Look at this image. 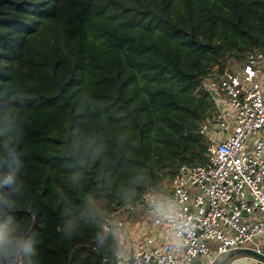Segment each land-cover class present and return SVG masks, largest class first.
Here are the masks:
<instances>
[{"label": "trees", "instance_id": "trees-1", "mask_svg": "<svg viewBox=\"0 0 264 264\" xmlns=\"http://www.w3.org/2000/svg\"><path fill=\"white\" fill-rule=\"evenodd\" d=\"M253 50L264 0H0V264H112L119 216L206 162V73Z\"/></svg>", "mask_w": 264, "mask_h": 264}, {"label": "built area", "instance_id": "built-area-1", "mask_svg": "<svg viewBox=\"0 0 264 264\" xmlns=\"http://www.w3.org/2000/svg\"><path fill=\"white\" fill-rule=\"evenodd\" d=\"M238 58L202 82L217 107L199 128L206 162L179 165L168 194L148 191L149 216L116 220L112 264H212L264 238V51Z\"/></svg>", "mask_w": 264, "mask_h": 264}, {"label": "crops", "instance_id": "crops-1", "mask_svg": "<svg viewBox=\"0 0 264 264\" xmlns=\"http://www.w3.org/2000/svg\"><path fill=\"white\" fill-rule=\"evenodd\" d=\"M263 240H264V238L263 239H254L253 241L243 243V244L239 245L237 248L228 251L227 254L223 256L225 258H223L220 261V264H246V263L242 262L243 259H246V261L249 262L250 264H262L253 256L248 255L247 253L240 251L239 249L241 247H253V248L261 251L260 246L263 244L262 243Z\"/></svg>", "mask_w": 264, "mask_h": 264}, {"label": "rangeland", "instance_id": "rangeland-1", "mask_svg": "<svg viewBox=\"0 0 264 264\" xmlns=\"http://www.w3.org/2000/svg\"><path fill=\"white\" fill-rule=\"evenodd\" d=\"M239 60V58L238 57H235V56H228V57H226V60H225V64H227L228 66H233L235 63H236V61H238ZM215 125L216 124H213V128H212V132H215ZM166 184V183H165ZM166 186H167V184H166ZM155 194H157V195H160V196H162V195H164V194H167L166 192H154ZM148 214V213H147ZM147 216H149V214L147 215ZM119 218H131V219H136V218H138V217H128V216H119ZM114 229H116L115 228V226H114ZM259 239H263V237H261V238H259ZM263 244L260 246V249H261V251L262 252H264V240H263V242H262ZM227 254V252H225V253H222V254H219V255H216L215 257H214V259H213V261H212V264H220V261L223 259V258H225V257H223L224 255H226ZM242 262H244V263H246V264H250L249 262H247L246 261V259H243L242 260Z\"/></svg>", "mask_w": 264, "mask_h": 264}, {"label": "water", "instance_id": "water-1", "mask_svg": "<svg viewBox=\"0 0 264 264\" xmlns=\"http://www.w3.org/2000/svg\"><path fill=\"white\" fill-rule=\"evenodd\" d=\"M239 250L247 253L248 255L253 256L260 263L264 264V253L263 252L255 249L253 247H241ZM99 264H101V263L99 262Z\"/></svg>", "mask_w": 264, "mask_h": 264}, {"label": "clouds", "instance_id": "clouds-1", "mask_svg": "<svg viewBox=\"0 0 264 264\" xmlns=\"http://www.w3.org/2000/svg\"><path fill=\"white\" fill-rule=\"evenodd\" d=\"M15 183V176L14 174H8L4 177V179L2 181H0V186H3V185H13Z\"/></svg>", "mask_w": 264, "mask_h": 264}]
</instances>
